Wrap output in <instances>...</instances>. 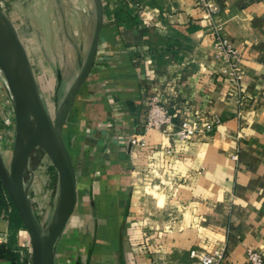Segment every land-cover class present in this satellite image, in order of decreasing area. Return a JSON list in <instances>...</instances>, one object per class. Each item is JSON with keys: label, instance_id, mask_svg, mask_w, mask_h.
I'll use <instances>...</instances> for the list:
<instances>
[{"label": "crops", "instance_id": "1", "mask_svg": "<svg viewBox=\"0 0 264 264\" xmlns=\"http://www.w3.org/2000/svg\"><path fill=\"white\" fill-rule=\"evenodd\" d=\"M102 1L96 60L71 115L92 112L104 125L114 161L92 191L106 208L122 207L103 232L113 239L112 223L124 228L119 264H200L193 250L219 253V264H251L249 250L264 260V0H223L216 23L203 18L194 0ZM87 15L94 34L91 3ZM220 35L241 55L239 85L218 73ZM154 97L172 125L147 133V147L138 148L130 139L144 133L146 103ZM197 112L222 122L205 139L180 141L182 117ZM77 179L79 198L84 185L79 173ZM115 190L125 193L121 204L104 197ZM0 237V264H32L29 234L1 179ZM102 245L110 255L108 243Z\"/></svg>", "mask_w": 264, "mask_h": 264}, {"label": "rangeland", "instance_id": "2", "mask_svg": "<svg viewBox=\"0 0 264 264\" xmlns=\"http://www.w3.org/2000/svg\"><path fill=\"white\" fill-rule=\"evenodd\" d=\"M90 3L95 7L93 0H0L1 9L13 20L27 49L41 97L53 117L80 74L91 45L93 31L89 30L91 22L87 15ZM9 98L0 81V100L10 106ZM92 116V112L88 116L86 112L77 116L73 112L64 127L66 145L84 186L79 198L77 194L71 218L57 242L56 251L60 252L58 264H75L77 259L85 264L90 250L87 264H119L118 243L120 235L124 240V228H120V223L113 222L116 231L113 239L103 238V232L108 219L116 220L122 207L106 208L105 200L100 198L101 202H96L92 191V183L114 160L108 159L110 148L104 142V125ZM74 123H79V126L74 127ZM0 130L1 137L7 140L5 133L7 135L8 132L3 133V128ZM148 134H156V131H149ZM9 140L13 152L14 132L10 133ZM11 156L3 151L7 165ZM31 169L33 172L26 173L25 181L31 182L33 209L45 226L52 216L57 198L58 170L55 160L41 147L32 153ZM89 183L91 186H87ZM119 190L113 194L106 192L104 197L113 196L121 204L125 193ZM97 195L103 196L101 192ZM102 202L105 203L102 205ZM102 242L108 243L106 247L110 249V255L105 254ZM132 246L131 251L134 252Z\"/></svg>", "mask_w": 264, "mask_h": 264}, {"label": "water", "instance_id": "3", "mask_svg": "<svg viewBox=\"0 0 264 264\" xmlns=\"http://www.w3.org/2000/svg\"><path fill=\"white\" fill-rule=\"evenodd\" d=\"M93 3L97 20L85 63L54 117L43 102L27 49L18 30L0 7V71L8 83L16 118L9 165L0 151V179L29 234L32 264H57L56 245L77 200V173L65 142L64 127L96 60L104 21V5L102 0H93ZM37 147L44 149L55 160L58 170L57 198L52 216L45 226L33 209L31 182L25 181L26 173L33 172L31 156Z\"/></svg>", "mask_w": 264, "mask_h": 264}, {"label": "built area", "instance_id": "4", "mask_svg": "<svg viewBox=\"0 0 264 264\" xmlns=\"http://www.w3.org/2000/svg\"><path fill=\"white\" fill-rule=\"evenodd\" d=\"M196 7L202 12V16L206 20H210L216 23L222 13L223 0H194ZM3 9V5H0ZM144 17L147 15L144 13ZM216 49V61L219 64L218 73L220 76L228 79L234 85H239L243 79L244 71L242 66V58L239 52L229 44V42L223 37L218 36L215 41ZM0 81L2 82L6 93L9 95L10 106L4 101L0 100V128H3V133L8 132L7 140H4L2 130H0V151L3 155V151L12 155V148H10L9 135L11 132H16V118L14 113V107L12 103V97L8 83L6 82L2 72L0 71ZM147 107L149 112L147 115V121L145 123V130L143 134L133 135L131 137V144L138 148L147 147V141L145 136L149 131L163 130L164 126L172 125L171 117L168 114L164 106L159 104L157 99L149 98L147 100ZM222 120L217 115H204L203 113H195L191 116L184 115L182 121L177 127L176 137L183 142H195L205 139L208 135L213 133L215 129L221 124ZM171 151V148L168 150ZM236 159L237 157L234 156ZM1 237H0V245ZM191 258L199 261L200 264H219L222 255L215 253L214 255L203 254L197 250H193L190 253ZM248 258L251 264H264L263 256L254 250L248 251Z\"/></svg>", "mask_w": 264, "mask_h": 264}]
</instances>
